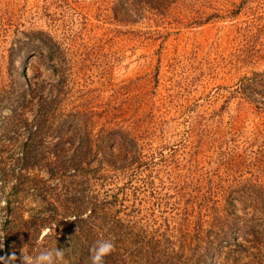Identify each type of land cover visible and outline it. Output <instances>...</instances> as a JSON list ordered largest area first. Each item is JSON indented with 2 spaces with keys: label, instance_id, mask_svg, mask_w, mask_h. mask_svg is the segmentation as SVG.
<instances>
[{
  "label": "rangeland",
  "instance_id": "374dc122",
  "mask_svg": "<svg viewBox=\"0 0 264 264\" xmlns=\"http://www.w3.org/2000/svg\"><path fill=\"white\" fill-rule=\"evenodd\" d=\"M0 234L264 264V0H0Z\"/></svg>",
  "mask_w": 264,
  "mask_h": 264
},
{
  "label": "clouds",
  "instance_id": "9594fccd",
  "mask_svg": "<svg viewBox=\"0 0 264 264\" xmlns=\"http://www.w3.org/2000/svg\"><path fill=\"white\" fill-rule=\"evenodd\" d=\"M50 235V229L44 228L39 236V241ZM23 240V237H21ZM4 247L3 235L0 234V249ZM114 244L110 240H97L90 248V264H105V258L111 254ZM66 250L55 248H42L36 256L30 255L26 250V245L17 251H11L5 256L0 257V264H60Z\"/></svg>",
  "mask_w": 264,
  "mask_h": 264
}]
</instances>
